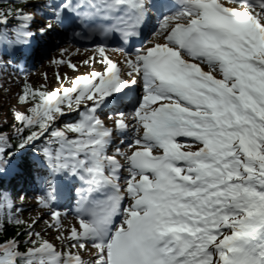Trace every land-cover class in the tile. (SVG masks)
<instances>
[{
	"label": "snow or ice",
	"instance_id": "snow-or-ice-1",
	"mask_svg": "<svg viewBox=\"0 0 264 264\" xmlns=\"http://www.w3.org/2000/svg\"><path fill=\"white\" fill-rule=\"evenodd\" d=\"M49 43L91 70L0 124V264H264V0H0V70Z\"/></svg>",
	"mask_w": 264,
	"mask_h": 264
},
{
	"label": "rangeland",
	"instance_id": "rangeland-1",
	"mask_svg": "<svg viewBox=\"0 0 264 264\" xmlns=\"http://www.w3.org/2000/svg\"><path fill=\"white\" fill-rule=\"evenodd\" d=\"M87 58V56L83 57ZM74 63L80 64L82 58L77 59L74 57L72 59ZM81 72H86L84 69V66H80ZM49 74L47 73V70L41 69L40 67L35 70L30 71H22V70H16L13 67H9L6 69V72L1 77V82L4 85L3 89H0V103H5L6 106L11 105L13 108L24 110V106H19L18 104V95L23 87V82L25 80L29 81L33 86L39 88L42 85H46L48 88H56L59 86L60 82L57 81L55 76V69L50 67L49 68ZM72 71V69H70ZM27 73V75H25ZM45 73L47 74V78H45ZM66 73H69L68 71ZM78 72H72V75H70L69 78L75 76ZM63 83L66 86H70L69 80L66 79L63 81ZM6 89H10V91H7ZM33 204L31 200L27 202L28 207ZM37 210L35 208H31V210H28L26 208L24 212V217H34L36 215ZM39 227H43V225H39ZM54 235V232L48 233V238L51 239Z\"/></svg>",
	"mask_w": 264,
	"mask_h": 264
},
{
	"label": "trees",
	"instance_id": "trees-1",
	"mask_svg": "<svg viewBox=\"0 0 264 264\" xmlns=\"http://www.w3.org/2000/svg\"><path fill=\"white\" fill-rule=\"evenodd\" d=\"M22 104H26V103H22ZM26 105H29V104H26ZM13 109L14 108H12V107H7L5 105V103H0V124H2L4 120L12 121V119H13L12 110ZM64 120H66V119H64ZM12 232H13V229L11 227H9L8 233L6 235L10 236V235H12ZM0 239H3V237L0 236Z\"/></svg>",
	"mask_w": 264,
	"mask_h": 264
},
{
	"label": "bare ground",
	"instance_id": "bare-ground-1",
	"mask_svg": "<svg viewBox=\"0 0 264 264\" xmlns=\"http://www.w3.org/2000/svg\"><path fill=\"white\" fill-rule=\"evenodd\" d=\"M111 55H112V56H116L115 52H112ZM47 66H49V65L47 64ZM82 66H83V65H82ZM84 67H85V66H84ZM44 70H45V71L47 70V73L49 74V71H50L49 67H45ZM67 71H68L69 73H66ZM57 72H59V73H61V74H65V73H66V74H67V77L69 78L70 75H72V72H75V71H73V70L71 71V70L68 68V66H65V67L62 68V69H61V68L58 69V67H56V69H55V76H56V73H57ZM73 77H74V76H73ZM71 78H72V77H71Z\"/></svg>",
	"mask_w": 264,
	"mask_h": 264
}]
</instances>
